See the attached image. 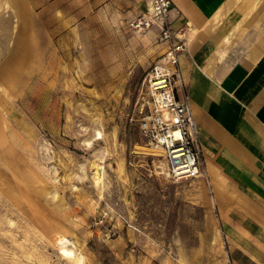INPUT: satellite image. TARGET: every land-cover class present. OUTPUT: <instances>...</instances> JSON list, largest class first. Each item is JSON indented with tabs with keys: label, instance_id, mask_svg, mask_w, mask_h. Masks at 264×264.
Segmentation results:
<instances>
[{
	"label": "rangeland",
	"instance_id": "374dc122",
	"mask_svg": "<svg viewBox=\"0 0 264 264\" xmlns=\"http://www.w3.org/2000/svg\"><path fill=\"white\" fill-rule=\"evenodd\" d=\"M0 1V264H227L207 186L139 130L156 30L124 0Z\"/></svg>",
	"mask_w": 264,
	"mask_h": 264
},
{
	"label": "crops",
	"instance_id": "0c3cea01",
	"mask_svg": "<svg viewBox=\"0 0 264 264\" xmlns=\"http://www.w3.org/2000/svg\"><path fill=\"white\" fill-rule=\"evenodd\" d=\"M124 1L138 16L151 0ZM171 1V25L187 23L179 67L201 151L196 178L227 264H264V0Z\"/></svg>",
	"mask_w": 264,
	"mask_h": 264
},
{
	"label": "built area",
	"instance_id": "2783aa9c",
	"mask_svg": "<svg viewBox=\"0 0 264 264\" xmlns=\"http://www.w3.org/2000/svg\"><path fill=\"white\" fill-rule=\"evenodd\" d=\"M171 7V0H151L147 10L131 23L138 30L155 26L157 40L164 44L159 59L146 74L137 120L143 138L161 149L165 175L183 180L196 178L203 171L197 125L179 67L187 23L174 28L169 21Z\"/></svg>",
	"mask_w": 264,
	"mask_h": 264
},
{
	"label": "bare ground",
	"instance_id": "6f19581e",
	"mask_svg": "<svg viewBox=\"0 0 264 264\" xmlns=\"http://www.w3.org/2000/svg\"><path fill=\"white\" fill-rule=\"evenodd\" d=\"M0 3H2L1 1H0ZM5 4V3H4ZM0 6H1V4H0ZM6 8V7H5ZM98 137H100V132H97V138ZM152 150H156V151H158V149H156V147L154 148V149H152ZM94 164V163H93ZM94 173L96 174V178L95 179H99L100 178V171H99V167L97 166V165H95V170H94ZM67 241V239H65V238H63V237H61L60 239H59V242L58 243H64V242H66ZM64 244H66V243H64ZM70 254V253H69Z\"/></svg>",
	"mask_w": 264,
	"mask_h": 264
}]
</instances>
